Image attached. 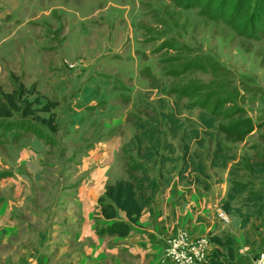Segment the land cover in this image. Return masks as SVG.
Wrapping results in <instances>:
<instances>
[{"label":"rangeland","instance_id":"obj_1","mask_svg":"<svg viewBox=\"0 0 264 264\" xmlns=\"http://www.w3.org/2000/svg\"><path fill=\"white\" fill-rule=\"evenodd\" d=\"M211 5L189 0H0V88L12 91L17 76L58 103L57 131L16 114L0 118V137L16 127L46 141L53 163L46 167L47 185L69 155L65 149L76 143L77 135L72 139L68 131L78 132L72 123L81 117L126 116L136 128L126 153L151 169L162 157L182 156L183 130L175 138L171 132L162 136L167 119L159 120L182 117V129L200 130L190 145L191 153L209 159L201 178L228 180L229 168L210 165L220 141L237 161L232 162V178L248 184L247 170L264 163V32L242 35L225 18H217ZM245 117L252 118L254 130L243 142L234 143L220 131L219 124ZM142 122L146 124L139 127ZM152 130L161 133L159 140H151ZM98 138L83 141V154ZM165 141L176 145L174 152L164 147ZM152 146L158 148V158H144ZM199 155L192 159L198 161ZM173 164L167 163L166 177L177 174L169 170ZM185 172L189 176L194 169ZM245 189L233 188L240 193L234 205L252 214L248 192L259 187Z\"/></svg>","mask_w":264,"mask_h":264},{"label":"crops","instance_id":"obj_2","mask_svg":"<svg viewBox=\"0 0 264 264\" xmlns=\"http://www.w3.org/2000/svg\"><path fill=\"white\" fill-rule=\"evenodd\" d=\"M37 91L43 101H56L38 85ZM73 126L78 132L68 131V136L77 135L76 143L65 149L69 155L61 159V169L53 172L56 178L46 180L47 185L46 167L52 160L46 141L16 127L0 137V264H173L165 254L166 243L181 229L194 237H210L211 250L202 264H210L216 250L225 264H254L264 249V223L254 219L244 223L240 214L223 208L236 160L223 167L229 168V175L221 183L193 180L195 171L180 174L182 161L176 162L171 169L177 166V174L157 190L130 234H101L112 220L101 215L100 198L108 185L127 177L126 145L136 133L135 123L126 116L81 117ZM94 137L99 138L91 140L83 154V141ZM200 157L209 161L203 154ZM191 167L192 159L186 170ZM220 210L228 222L220 218ZM117 219L128 217L118 210ZM228 236L235 240L233 257L222 244Z\"/></svg>","mask_w":264,"mask_h":264},{"label":"trees","instance_id":"obj_3","mask_svg":"<svg viewBox=\"0 0 264 264\" xmlns=\"http://www.w3.org/2000/svg\"><path fill=\"white\" fill-rule=\"evenodd\" d=\"M189 2L203 3L205 7H209V5L212 4L211 8L215 11L216 17L225 18V21L230 25H233L242 35L256 37L261 31L264 32V0H189ZM14 79L15 86L12 91L7 92L0 88V118L10 119L16 114H20L24 118L31 117L35 120L50 124L54 130H57V126L55 125L56 113L52 110L56 108L58 103L50 100L44 102L43 97L37 91V86L35 84L29 88L19 77L16 76ZM38 112L48 113L49 116L40 117ZM156 119L157 117H155L154 120L149 119L148 123L155 121ZM163 119L167 120L164 122V128H166V130L165 132H161L162 136L163 133L169 136L168 134L171 132L170 137L175 138L178 135V131L183 130V136L180 137V141L183 145L182 156L175 157L173 155L171 157H162L159 161V165L156 164V168L151 169L138 161V159L135 158V155L126 153V174L128 176L108 185L105 194L100 198L101 215L108 220H112L110 224L102 227L100 230L101 234L107 233L119 236H127L130 234L133 229L132 224L139 219L144 208L151 203L157 190L161 186L168 184L172 179V173L168 174V177H166V174L164 173V167L167 163L171 162L172 164H175L176 162L182 161V166L179 170V173L181 174L186 171L192 156H195L196 154L198 155V153H191L190 142L195 140L194 138H191L196 137L200 130L196 126L190 130L182 129L185 128L184 123L186 122L181 120L182 117H159L160 121H163ZM205 122L206 121L203 120V124H205ZM140 124L141 125L138 124V126L143 127L146 123L142 122ZM195 125H197L196 122ZM219 129L224 132L227 138L232 142L238 143L243 142L251 134L254 130V122L251 117H245L229 121L226 124H219ZM161 133L155 134V131L152 130L151 140H159ZM167 136H165V138H168ZM137 138L139 139L140 137L138 136ZM164 144V147L169 145V148L172 149L173 152L175 151L176 146L173 145L174 143L165 141ZM217 144L218 146H216L213 152L214 155L210 160L211 166L225 167L228 162L236 160L231 154H228V149L230 147H222L220 141H217ZM153 149L154 150L150 149L145 155L143 154L144 158L151 159L153 156L158 158V148L155 149V147H153ZM263 150L264 148H262V151ZM140 153L141 148L138 147L137 155L140 156ZM261 156H264V154ZM192 165L194 171L198 173V176L193 178V180L201 181L202 175L200 174H203V169H205L203 167L204 159L200 157L198 164H195V161L192 159ZM176 168L177 166H174L173 169L169 170L174 171ZM153 170H158V174L154 175L155 171ZM207 176H209V174L206 175V177ZM246 176L249 177H246L247 180H251L248 184L245 181L241 183L240 181L234 180L232 176L230 177V185L232 188L224 201L223 208L228 213L234 212L240 214L244 219V223H248L255 217L254 220H260L264 223V163L259 161L252 165V167L247 170ZM248 186L259 187V190L248 192L247 199L248 202H250L249 206H254V213L252 214L245 212L244 207L233 204L234 201L237 200L235 194L237 193L238 195L239 193L236 190L233 191V188L240 187L241 192H243ZM118 210L124 211L128 220L117 219ZM214 240L221 241L220 238ZM234 241L233 236H228L224 240V243H222L229 248L228 254L230 257H233L234 254ZM210 264H225L224 261L220 260L219 250H216L215 256Z\"/></svg>","mask_w":264,"mask_h":264},{"label":"built area","instance_id":"obj_4","mask_svg":"<svg viewBox=\"0 0 264 264\" xmlns=\"http://www.w3.org/2000/svg\"><path fill=\"white\" fill-rule=\"evenodd\" d=\"M75 66L70 64L72 68ZM219 216L225 222L229 221L225 211L220 210ZM210 250L209 236L194 237L189 231L181 229L167 240L165 254L173 264H202L207 260ZM254 264H264V249L257 254Z\"/></svg>","mask_w":264,"mask_h":264}]
</instances>
